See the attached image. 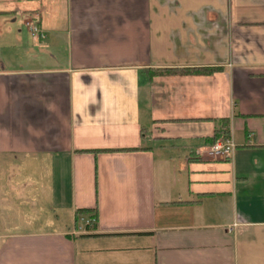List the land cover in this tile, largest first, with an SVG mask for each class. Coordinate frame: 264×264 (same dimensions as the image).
I'll use <instances>...</instances> for the list:
<instances>
[{
  "label": "crops",
  "instance_id": "obj_1",
  "mask_svg": "<svg viewBox=\"0 0 264 264\" xmlns=\"http://www.w3.org/2000/svg\"><path fill=\"white\" fill-rule=\"evenodd\" d=\"M0 264H264V0H0Z\"/></svg>",
  "mask_w": 264,
  "mask_h": 264
},
{
  "label": "built area",
  "instance_id": "obj_2",
  "mask_svg": "<svg viewBox=\"0 0 264 264\" xmlns=\"http://www.w3.org/2000/svg\"><path fill=\"white\" fill-rule=\"evenodd\" d=\"M32 36L35 39L44 37L42 30L36 26H31ZM235 149V144L230 137H224L216 140L210 147V154L213 156L230 157ZM96 218L87 222V225L95 223Z\"/></svg>",
  "mask_w": 264,
  "mask_h": 264
},
{
  "label": "trees",
  "instance_id": "obj_3",
  "mask_svg": "<svg viewBox=\"0 0 264 264\" xmlns=\"http://www.w3.org/2000/svg\"><path fill=\"white\" fill-rule=\"evenodd\" d=\"M218 67H212V68H198V69H158L153 72V74H175V73H208L214 70H217ZM227 122H229L226 119ZM225 122V121H224ZM221 130H217L215 132L214 137L212 138V142H215L216 140L224 137H230L229 134V124L224 123L223 126L220 128ZM227 129V130H226ZM96 215V214H95Z\"/></svg>",
  "mask_w": 264,
  "mask_h": 264
}]
</instances>
